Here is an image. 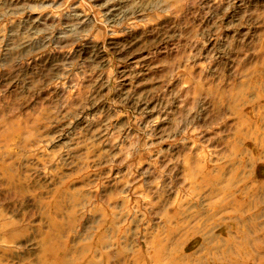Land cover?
Instances as JSON below:
<instances>
[{
  "label": "rangeland",
  "instance_id": "374dc122",
  "mask_svg": "<svg viewBox=\"0 0 264 264\" xmlns=\"http://www.w3.org/2000/svg\"><path fill=\"white\" fill-rule=\"evenodd\" d=\"M0 264H264V0H0Z\"/></svg>",
  "mask_w": 264,
  "mask_h": 264
}]
</instances>
